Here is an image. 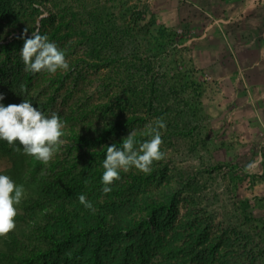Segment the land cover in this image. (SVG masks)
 I'll use <instances>...</instances> for the list:
<instances>
[{
    "label": "rangeland",
    "instance_id": "1",
    "mask_svg": "<svg viewBox=\"0 0 264 264\" xmlns=\"http://www.w3.org/2000/svg\"><path fill=\"white\" fill-rule=\"evenodd\" d=\"M183 2L0 0V92L6 105L19 104L26 89L33 106L59 113L65 133L84 123L101 126L116 117L135 118L131 131L145 132L158 118L144 108L150 95L155 107L170 104L179 114L172 123L185 119L188 129L180 133L176 128L163 140L166 155L153 164L161 167L158 180L186 189L178 218L192 208L211 226L212 240H230L234 251L253 254L261 241L259 223L251 218L264 217V55L258 65L246 61L250 46L239 42L235 29L217 24L208 29L207 18L195 19L179 10ZM44 12L48 16L41 19ZM152 16L157 20L153 36L159 27L179 36L168 46L171 56L157 62L144 50L136 51ZM14 27L19 29L16 33L11 32ZM37 28L65 50L68 70H24L19 51L24 40H15L25 31L31 37ZM51 160L39 166L42 174ZM36 161L20 183L34 194L39 193L40 179L33 181L30 172ZM253 161L257 167L246 171ZM12 167L8 156H0V171L10 176ZM30 227L16 224L4 235L0 250H12L10 234L23 235Z\"/></svg>",
    "mask_w": 264,
    "mask_h": 264
},
{
    "label": "trees",
    "instance_id": "2",
    "mask_svg": "<svg viewBox=\"0 0 264 264\" xmlns=\"http://www.w3.org/2000/svg\"><path fill=\"white\" fill-rule=\"evenodd\" d=\"M156 25V17L152 16L141 34L145 37L143 44L136 50H144L154 62L171 56L168 46L179 37L164 27L153 30V36L152 27ZM17 30L14 27L11 32ZM22 34L15 41H20ZM135 92L130 94L135 96ZM152 95L144 108L166 122L163 140L167 141L176 128L186 133L185 119L172 123V117L179 115L176 108L166 102L155 107ZM134 123L135 118L116 117L101 126H75L64 137L66 148L62 146L44 174L39 168L44 163L36 161L30 177L35 182L40 179L36 186L39 193L26 191L15 217L17 225L31 227L23 235L10 234L13 248L0 250V264H260L264 259V246L260 247L264 242V217L251 218L259 223L258 252L234 251L232 241L226 244L221 238L211 239V226L192 208L178 218L186 189L178 183L165 185L158 180L161 167L152 164L149 173L135 168L121 170L112 190L102 191L100 177L107 147L113 143L120 146ZM143 133H137L136 138L147 139ZM22 147L0 141V156L12 160L10 176L18 184L35 161L24 154ZM80 194L92 202L94 211L79 202ZM168 219L170 223L164 224ZM4 239L0 236V243Z\"/></svg>",
    "mask_w": 264,
    "mask_h": 264
},
{
    "label": "clouds",
    "instance_id": "3",
    "mask_svg": "<svg viewBox=\"0 0 264 264\" xmlns=\"http://www.w3.org/2000/svg\"><path fill=\"white\" fill-rule=\"evenodd\" d=\"M47 16L48 13L44 12L41 19ZM20 38L24 40L19 51L26 72L35 74L43 71L55 74L58 70L69 69L65 50L50 40L46 34H42L39 28L32 31L31 37H28L25 31ZM22 91L25 92V96L21 103L7 105L4 103L5 94L0 92V141H5L16 148L22 145L25 155L47 164L68 142L64 139L65 121L57 112H47L40 106H33L32 99L27 98V90ZM166 127V122L158 118L146 126L143 135L147 136V139L138 140L133 130L122 138L120 146L113 143L107 147L100 177L104 193L112 190L111 185L120 179L121 170L135 168L149 173L153 162L165 157L161 146L162 130ZM255 167L257 164L253 161L245 170ZM24 198L23 185L0 171V236L15 228V217ZM78 199L85 208L94 211L92 202L84 194H80Z\"/></svg>",
    "mask_w": 264,
    "mask_h": 264
},
{
    "label": "crops",
    "instance_id": "4",
    "mask_svg": "<svg viewBox=\"0 0 264 264\" xmlns=\"http://www.w3.org/2000/svg\"><path fill=\"white\" fill-rule=\"evenodd\" d=\"M179 10L192 13L195 19L207 18L208 29L216 24L223 29H235L239 42L250 46L244 59L257 61L256 65L262 60L264 0H185ZM180 23L183 25L184 18Z\"/></svg>",
    "mask_w": 264,
    "mask_h": 264
}]
</instances>
